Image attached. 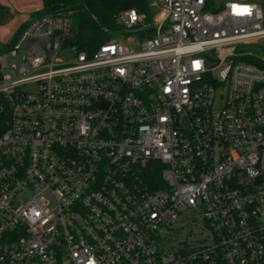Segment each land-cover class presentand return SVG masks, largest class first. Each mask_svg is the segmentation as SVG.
<instances>
[{"label":"built area","instance_id":"2783aa9c","mask_svg":"<svg viewBox=\"0 0 264 264\" xmlns=\"http://www.w3.org/2000/svg\"><path fill=\"white\" fill-rule=\"evenodd\" d=\"M150 7L0 47V264H264V0Z\"/></svg>","mask_w":264,"mask_h":264},{"label":"trees","instance_id":"16d2710c","mask_svg":"<svg viewBox=\"0 0 264 264\" xmlns=\"http://www.w3.org/2000/svg\"><path fill=\"white\" fill-rule=\"evenodd\" d=\"M40 10L32 13L31 17L41 14H64L71 19L77 32V41L80 47L96 49L100 44L108 40L119 30L116 22L117 15L125 10L137 9L140 12L151 14V0H42ZM9 13L7 6L0 3V17ZM29 23H23L16 35ZM257 43L260 52H249L239 49L242 54L239 58L264 67V40ZM8 114L0 112V134L6 129Z\"/></svg>","mask_w":264,"mask_h":264},{"label":"rangeland","instance_id":"374dc122","mask_svg":"<svg viewBox=\"0 0 264 264\" xmlns=\"http://www.w3.org/2000/svg\"><path fill=\"white\" fill-rule=\"evenodd\" d=\"M152 1V0H151ZM21 21L18 14L9 12L8 15L0 17V47L9 43L20 27ZM72 26L75 25L72 23ZM114 37L125 39V35L114 33ZM239 49L249 52H260L259 43H245L239 45ZM66 56V55H64ZM63 55L60 58L64 57ZM222 105V99L219 98L215 103V108H219Z\"/></svg>","mask_w":264,"mask_h":264},{"label":"crops","instance_id":"0c3cea01","mask_svg":"<svg viewBox=\"0 0 264 264\" xmlns=\"http://www.w3.org/2000/svg\"><path fill=\"white\" fill-rule=\"evenodd\" d=\"M0 3L7 6L9 12L18 14L21 21L20 26L29 21L32 13L43 6L42 0H0Z\"/></svg>","mask_w":264,"mask_h":264}]
</instances>
